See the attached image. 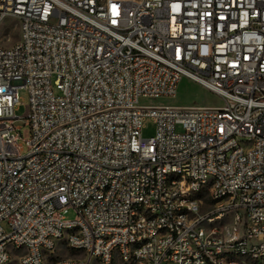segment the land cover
<instances>
[{"label": "built area", "instance_id": "obj_1", "mask_svg": "<svg viewBox=\"0 0 264 264\" xmlns=\"http://www.w3.org/2000/svg\"><path fill=\"white\" fill-rule=\"evenodd\" d=\"M7 16L0 264H264V0H0ZM183 77L223 102H143ZM62 243L82 256L49 262Z\"/></svg>", "mask_w": 264, "mask_h": 264}, {"label": "rangeland", "instance_id": "obj_2", "mask_svg": "<svg viewBox=\"0 0 264 264\" xmlns=\"http://www.w3.org/2000/svg\"><path fill=\"white\" fill-rule=\"evenodd\" d=\"M20 37V28L18 26V21L13 16H7L4 20L0 22V42L5 45H11L15 43ZM59 93L58 90L55 91ZM211 92L209 89L205 88L200 83L188 78L183 77L182 81L179 84L178 92L174 97H164L156 100H143L144 103H153V104H172V105H212L220 104L223 102V99L218 96H210L212 104H202L204 99L207 98ZM21 105L16 109V114L20 118L16 120V126H20V139L19 142L22 143L25 147V152L28 150L26 141L31 136V126L26 120L27 113L29 111V94L26 90H21ZM145 126L143 128V136L150 137L155 134L156 125L152 118H147L145 120ZM178 131H182V126H177ZM75 212L70 209L66 214V219H74ZM82 256L81 253H76L72 250H68L64 243L56 249L54 254L49 258V262H52L61 257H78ZM10 264H19L17 259H14ZM113 264H124L123 262L117 260Z\"/></svg>", "mask_w": 264, "mask_h": 264}, {"label": "crops", "instance_id": "obj_3", "mask_svg": "<svg viewBox=\"0 0 264 264\" xmlns=\"http://www.w3.org/2000/svg\"><path fill=\"white\" fill-rule=\"evenodd\" d=\"M214 95H216V94H214L213 92H209V95L207 96V98L204 99V101H203L204 103H202V104H212L211 99L209 97L214 96ZM198 105H201V104H198Z\"/></svg>", "mask_w": 264, "mask_h": 264}]
</instances>
